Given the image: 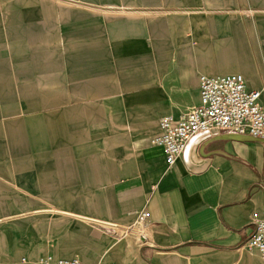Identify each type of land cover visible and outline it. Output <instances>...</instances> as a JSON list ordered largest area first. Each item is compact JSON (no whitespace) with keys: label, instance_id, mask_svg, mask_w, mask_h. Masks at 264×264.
Returning a JSON list of instances; mask_svg holds the SVG:
<instances>
[{"label":"crops","instance_id":"obj_1","mask_svg":"<svg viewBox=\"0 0 264 264\" xmlns=\"http://www.w3.org/2000/svg\"><path fill=\"white\" fill-rule=\"evenodd\" d=\"M5 2L0 264H264V138L200 133L171 167L150 143L201 75L264 87V0ZM142 210L146 236L124 235Z\"/></svg>","mask_w":264,"mask_h":264},{"label":"built area","instance_id":"obj_2","mask_svg":"<svg viewBox=\"0 0 264 264\" xmlns=\"http://www.w3.org/2000/svg\"><path fill=\"white\" fill-rule=\"evenodd\" d=\"M200 102L181 116L166 115L160 120V132L150 139L161 146L171 167L186 149L188 142L197 134L212 131H234L253 138H264L263 88H251L240 72L201 75ZM150 213L142 210L134 222L124 227V235L138 239L146 236ZM254 231L247 240L250 249L264 260V209L252 215ZM39 264H84L79 257L54 259L47 255ZM96 264L107 263L104 260Z\"/></svg>","mask_w":264,"mask_h":264},{"label":"rangeland","instance_id":"obj_3","mask_svg":"<svg viewBox=\"0 0 264 264\" xmlns=\"http://www.w3.org/2000/svg\"><path fill=\"white\" fill-rule=\"evenodd\" d=\"M10 1L12 2V0H6L5 4L7 2H10ZM11 35H12L11 27L9 28V27H6L5 26V28H4V37L10 39L11 38Z\"/></svg>","mask_w":264,"mask_h":264}]
</instances>
